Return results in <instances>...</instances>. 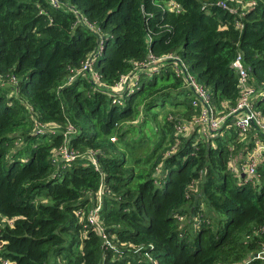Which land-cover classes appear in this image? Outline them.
<instances>
[{"label":"trees","instance_id":"16d2710c","mask_svg":"<svg viewBox=\"0 0 264 264\" xmlns=\"http://www.w3.org/2000/svg\"><path fill=\"white\" fill-rule=\"evenodd\" d=\"M238 54L264 116V0H0V264H264V154L236 174L253 132L174 71L226 113Z\"/></svg>","mask_w":264,"mask_h":264},{"label":"built area","instance_id":"2783aa9c","mask_svg":"<svg viewBox=\"0 0 264 264\" xmlns=\"http://www.w3.org/2000/svg\"><path fill=\"white\" fill-rule=\"evenodd\" d=\"M49 1L53 4H56V0ZM216 5L225 10L228 9L224 2H218ZM167 10L169 12L179 13L181 11V7L179 4L173 2L172 5H167ZM73 13L75 16H79L78 12L73 11ZM175 58L176 56L172 55L157 59L150 57L149 61L152 64H156ZM92 63L93 58L91 57L85 62L84 69L88 70ZM231 68L237 74V89L239 94L236 105L233 108H230L228 112L222 114H217L216 109L212 106L211 96L208 90L202 87L192 75L183 72V70H187V67L183 62L178 66H175L174 71L177 73V75H181L184 81V87L190 90L194 95L191 105L196 111H198V115L193 119L194 122L191 125L199 126L200 132L202 134L206 135L207 137L217 136L218 129H220L227 119H231V122H233L234 126L237 128V131L241 137V141L246 139L248 132H253L255 137V140L253 141L254 146L248 153H246L240 165L233 166V171L236 174L240 176L244 175L243 177L246 181H252L258 177V161L264 153V143L260 138H264V116L260 111L255 109V102L259 98L260 93L249 81L248 73L243 66L241 54H238L235 57L231 63ZM93 79L99 84V78L96 74H93ZM126 82L127 77L121 78L120 82L112 90L119 92L125 89V91H127L128 86ZM188 127H190L189 124H184L181 127H178L177 134L183 131L185 132V130H189L190 128ZM98 209L99 207L90 211V215L88 217L89 223L97 227H99L97 216ZM253 258L264 261V243L261 247V250L255 254Z\"/></svg>","mask_w":264,"mask_h":264},{"label":"rangeland","instance_id":"374dc122","mask_svg":"<svg viewBox=\"0 0 264 264\" xmlns=\"http://www.w3.org/2000/svg\"><path fill=\"white\" fill-rule=\"evenodd\" d=\"M158 114H159V113H158ZM161 115H162V114L160 113V115H159V119H161ZM136 123H137V121H134V124H136ZM187 131H188V130H187ZM187 131L185 130V133H188ZM136 137H137V136H136ZM248 152H249V150H248ZM61 154H63L64 156L67 155L66 152H64V151H63V153H61ZM67 157H68L67 159H69L71 156H68V155H67ZM3 222L10 223L8 220H3Z\"/></svg>","mask_w":264,"mask_h":264},{"label":"crops","instance_id":"0c3cea01","mask_svg":"<svg viewBox=\"0 0 264 264\" xmlns=\"http://www.w3.org/2000/svg\"><path fill=\"white\" fill-rule=\"evenodd\" d=\"M254 140H255V139H254ZM246 153H247V152H246ZM246 153L244 154V156H243V157H241V159H240V161H241V162L243 161V158L245 157ZM263 154H264V153H263ZM262 157H263V155L261 156L260 160L258 161V162H259V164H260V163H261V161L263 160V159H262ZM259 164H258V165H259ZM257 167H258V166H257ZM242 178H244V177H242ZM253 180H255V179H253ZM253 180H252V181H253Z\"/></svg>","mask_w":264,"mask_h":264},{"label":"water","instance_id":"95a60500","mask_svg":"<svg viewBox=\"0 0 264 264\" xmlns=\"http://www.w3.org/2000/svg\"><path fill=\"white\" fill-rule=\"evenodd\" d=\"M244 175H241V177H243Z\"/></svg>","mask_w":264,"mask_h":264}]
</instances>
